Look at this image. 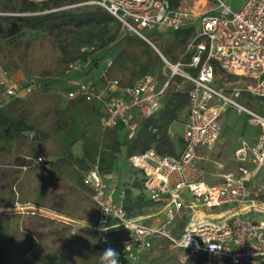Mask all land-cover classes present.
Returning <instances> with one entry per match:
<instances>
[{
  "label": "trees",
  "instance_id": "trees-1",
  "mask_svg": "<svg viewBox=\"0 0 264 264\" xmlns=\"http://www.w3.org/2000/svg\"><path fill=\"white\" fill-rule=\"evenodd\" d=\"M82 1L0 0L1 11L20 13L0 14V41L4 42L3 56L10 61L8 68L21 69L22 79L36 78L44 85L0 107V264H100L105 246L94 229L99 211L94 190L85 182L87 172L99 164L102 173L109 175L121 154L128 160L155 149L161 155L179 157L186 150L179 132L168 133L170 126L185 121L188 114L193 84L186 82L177 90L181 77L173 79L164 108L143 118L132 138L119 127L103 125L97 100L84 95L65 98V93L75 89L67 68L76 59H91L89 67L77 74L85 81L105 85L120 80L122 88L134 87L139 79L161 72L164 66L150 43L123 29L104 8L67 7ZM169 1L173 7L183 2ZM53 9L58 10L45 12ZM196 31V24H190L179 30L152 31L148 37L169 61L189 63L194 53L189 46L203 39ZM86 45L94 48L91 53L81 51ZM109 56L114 59L110 66L105 62ZM212 63L215 87L230 94L246 83L247 79ZM259 100L264 102V97L247 91L238 99L252 110L253 101ZM257 105L256 112L263 115L264 104ZM78 142L82 156L74 152ZM39 157L49 158L48 164H36ZM136 172L130 184L116 187L117 194H123L124 208L130 216L159 211L162 203L148 198L141 172ZM185 222H180V229ZM119 237L122 234L111 238ZM182 253L172 247L171 240L157 235L148 251L122 264H184Z\"/></svg>",
  "mask_w": 264,
  "mask_h": 264
},
{
  "label": "built area",
  "instance_id": "built-area-1",
  "mask_svg": "<svg viewBox=\"0 0 264 264\" xmlns=\"http://www.w3.org/2000/svg\"><path fill=\"white\" fill-rule=\"evenodd\" d=\"M215 1V8L200 14L182 5L173 7L169 0H85L67 6L104 8L123 29L150 43L164 62L161 72L149 73L128 88L120 87V80L104 85L79 77L77 74L89 67L91 59H76L68 64L67 77L75 89L65 93V98L84 95L100 102L105 127H119L132 138L143 118L164 108L175 77L182 78L176 83L177 90L186 82L193 84L185 121L168 130L172 136L177 129L181 130L186 150L179 157L161 155L155 149L128 157L141 172L148 198L162 203L159 211L130 216L123 205V194L109 186L108 175L102 173L99 164L85 176V182L94 190L99 211L94 229L100 232L105 248L121 246L116 249L119 264L148 251L157 235L171 240L175 250L183 251L184 264H264V116L238 101L245 91L264 97V0H245L238 11H233L227 0ZM5 13L20 14L0 10V14ZM190 24L200 26L196 34L203 39L189 46L194 51L189 63L169 61L148 37L152 31L179 30ZM93 49L86 45L81 51L91 53ZM105 60L110 66L114 59L109 56ZM212 61L226 72L247 79L246 83L234 87L230 94L215 87ZM189 69L196 70V74ZM43 86L36 78L17 80L0 62V107ZM228 106L240 114L251 115L259 123L261 133L254 146L245 143L236 150L235 175L209 183L203 180L198 168V151L214 148L221 135L220 120ZM41 158L36 159V164L46 166L49 159ZM215 165L217 169L223 168L221 162ZM184 219L185 227L180 229ZM112 234L122 237L113 240Z\"/></svg>",
  "mask_w": 264,
  "mask_h": 264
},
{
  "label": "rangeland",
  "instance_id": "rangeland-1",
  "mask_svg": "<svg viewBox=\"0 0 264 264\" xmlns=\"http://www.w3.org/2000/svg\"><path fill=\"white\" fill-rule=\"evenodd\" d=\"M227 2L233 11H238L242 8L245 0H227ZM181 5L189 9H195V12L200 14L206 10L215 8L216 1L183 0ZM196 29H200L198 24H196ZM3 46L4 42L0 41V62L18 80L21 78L19 74L21 73V69L14 70L12 68H8V63H10V61L3 56L5 53ZM66 84L67 83H61V85ZM258 103L262 105L264 104L263 100H259ZM258 103L253 101L254 110L257 108ZM245 106L250 107L248 104H245ZM262 114L264 116V109ZM220 122L222 126L221 135L219 136L220 139L214 148L211 151L200 150L198 152L200 155L203 154L206 158L203 161L197 160V164L199 170L202 171L203 180L209 183H219L223 181L225 175H235L237 170V161L235 155L236 150L245 143L254 146L258 141L259 134L261 133L259 123L255 122L251 115L246 113L240 114L233 106H228ZM179 131L181 130H176V132ZM74 152L77 156L83 155V147L81 142L75 144ZM116 162L117 164L114 171L112 172L113 176L108 178V184L113 189H116V187L120 185L122 186L124 184H130L132 182L133 174L137 173V169L131 165L130 161L127 160L124 154H121L118 158V161ZM215 162H221L223 164V168L217 169Z\"/></svg>",
  "mask_w": 264,
  "mask_h": 264
},
{
  "label": "clouds",
  "instance_id": "clouds-1",
  "mask_svg": "<svg viewBox=\"0 0 264 264\" xmlns=\"http://www.w3.org/2000/svg\"><path fill=\"white\" fill-rule=\"evenodd\" d=\"M105 212L108 214L106 210ZM189 242L190 238L185 244V247L189 245ZM119 255V252L115 248L106 247L100 252V264H119Z\"/></svg>",
  "mask_w": 264,
  "mask_h": 264
},
{
  "label": "crops",
  "instance_id": "crops-1",
  "mask_svg": "<svg viewBox=\"0 0 264 264\" xmlns=\"http://www.w3.org/2000/svg\"><path fill=\"white\" fill-rule=\"evenodd\" d=\"M18 76H19V74H18ZM19 79H22V77L19 78ZM176 127L179 128L180 126L177 125ZM198 156L200 157V159H199L200 161H201V160H202V161L205 160V159H202V157L204 156L203 154L200 155V154L198 153ZM111 176H113L112 173H110L107 177L110 178Z\"/></svg>",
  "mask_w": 264,
  "mask_h": 264
}]
</instances>
